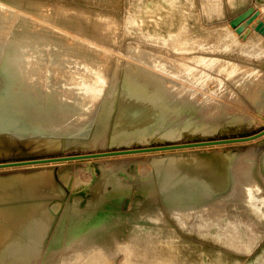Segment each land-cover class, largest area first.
<instances>
[{
	"label": "rangeland",
	"instance_id": "obj_1",
	"mask_svg": "<svg viewBox=\"0 0 264 264\" xmlns=\"http://www.w3.org/2000/svg\"><path fill=\"white\" fill-rule=\"evenodd\" d=\"M0 7L95 54L106 74L102 96L67 114L50 108L51 98L2 111L0 209L11 233L28 242L8 256L23 252L27 264H41L79 252L67 247L69 232L98 219L107 223L98 233L110 264H128L120 245H141L133 239L138 225L149 228L150 255L162 251L175 264H264V0H0ZM188 51L205 54L196 62L229 56L235 72L213 69L200 82L148 54L182 61ZM76 64L90 74L96 66ZM142 65L159 67L166 83L161 94L146 88L135 109L126 73ZM224 139L232 140L212 142ZM188 195H205V204L182 221L165 199ZM207 217L222 226L237 219L241 244L225 240L223 227L194 223ZM5 258L0 251V264Z\"/></svg>",
	"mask_w": 264,
	"mask_h": 264
},
{
	"label": "bare ground",
	"instance_id": "obj_2",
	"mask_svg": "<svg viewBox=\"0 0 264 264\" xmlns=\"http://www.w3.org/2000/svg\"><path fill=\"white\" fill-rule=\"evenodd\" d=\"M13 13V10L8 11L0 7V77H2L0 81V126L5 123L7 124L6 116L2 114V111L11 107L13 104L20 102V100L25 99L33 103H42V105H44L43 103H46L49 98H51L50 108L60 109L62 113L67 114L83 100L102 96V86L106 79L105 67L100 61H98L100 59L94 56L95 54L91 55L90 53H85L81 51V48L78 45H73L72 43L67 42L64 37L50 34L49 31L47 32L45 30L46 28L44 29V27L40 25V23H38L39 26L31 25L27 18H19L16 20ZM23 22H25L24 25H26V27L23 26ZM35 23L37 24V22ZM241 28L243 27L241 26ZM59 29L62 31L61 28ZM258 29L264 33V24L259 23ZM240 32H242V29ZM244 37L246 36L244 35ZM212 50L224 52L222 49L220 50L217 45H215ZM141 54L142 53H140V55ZM148 54L151 56V63H154L156 59L163 58L161 61L163 60L166 64L170 65L174 69L173 72L176 70V73L178 74L181 72L186 75H195L197 77L195 78L200 82H204L205 79L212 74L211 70L213 69L225 71L231 76L235 72V66L233 67V65L237 63L234 62L232 65V60H228L227 58H229V56L225 55L223 56L226 58L211 56L205 58L201 62L198 60L196 62L194 58L205 54H196L194 51H188L185 53L188 57L182 61L174 58L173 55H164V57H162V54L160 53ZM78 62L82 63L84 66L86 63H96V66H94L93 71L90 74V72L83 71L84 69L82 70L76 67V65H78L76 63ZM227 62L230 65L227 66ZM197 66L203 67L199 73L195 72L196 68H198ZM151 68L148 70L149 68L142 65L139 69L134 71V69L130 67L126 73V84L130 87V96H127V100L133 102L136 106L135 109L138 108L137 105L139 102L146 97V92H144L146 88H152L153 91H158L159 94L162 92L164 93L162 88L166 82H163L162 80L165 77L162 73L154 70L159 67ZM246 71L247 75L249 72H253L250 70ZM240 73L238 75H240ZM194 82H192V84ZM65 85H72V87H70L71 90H67ZM184 85H186V83ZM193 87L194 86H192V88ZM196 88L198 87L196 86ZM172 91H176L179 96H185L186 94L191 95L193 93L187 91L185 88H175V90ZM204 92L206 91H203V93ZM112 95L113 93H111L110 96ZM63 104L64 106H62ZM143 111L144 110H142V112ZM203 196L206 197L205 195H200L194 198L188 195V197H181L178 201L169 197L170 199L167 198L165 201L171 206L172 211L177 216L183 217L181 219L182 221H186L184 217L189 215L191 209L205 204L202 200ZM4 215L2 209H0L1 254L6 257L5 261L9 264H27V260H25L26 253L20 252L14 254L16 256L19 254V260L16 259L15 256H8L11 254V251L22 250L24 246L28 245V242L24 239V234H21L22 232H19L18 235L11 233L12 228L9 227V224H7L6 221L3 222L2 216L4 218ZM226 222V224L222 226L221 221L213 223V219L208 217L204 223H201V221L197 219L194 221L196 225H214L220 230H222L221 227H223L225 240L231 242L235 241V244L240 245L242 239L239 234L241 228L238 224L240 223L237 219ZM106 225L107 223L98 219L95 222H78L69 232L71 233V236L68 239L69 243L67 247L72 250L78 248L80 251L72 253L71 255L70 253L61 255L60 259L59 257L55 259L54 256L53 261L50 260L49 263H46L43 260L41 264H110V261L106 258L107 251L100 249V245L103 243L100 239L101 234L99 235V231L103 230ZM246 226L248 228L250 227L248 223ZM143 229L145 232L141 231V226L138 225V234L136 233L133 236V239H139L138 241L141 243L139 247L135 242L131 241L127 244L120 245L121 248L122 246H125L123 248L128 249L126 257L128 264H175L170 258L162 256V251H157L156 254L150 255L148 249H153L150 244V231L147 230L149 229L147 226H144ZM3 238L5 242L4 247L2 242ZM77 244H79V246ZM136 256H141V260Z\"/></svg>",
	"mask_w": 264,
	"mask_h": 264
},
{
	"label": "water",
	"instance_id": "obj_3",
	"mask_svg": "<svg viewBox=\"0 0 264 264\" xmlns=\"http://www.w3.org/2000/svg\"><path fill=\"white\" fill-rule=\"evenodd\" d=\"M228 140H232V139L216 140V141H212V142H224V141H228ZM234 140H240V139H234ZM207 142H211V141L199 142V143H197V144H205V143H207ZM172 146H173V145H169V146H167V147H172ZM175 146H179V145H175ZM154 148H156V147H154ZM132 150H133V149H132ZM132 150H125V151H123V152H132ZM114 152H117V151H114ZM96 154H98V153H95V154H93V155H84V156H95ZM107 154H112V152L107 153Z\"/></svg>",
	"mask_w": 264,
	"mask_h": 264
}]
</instances>
